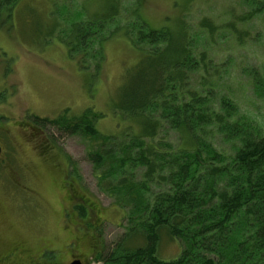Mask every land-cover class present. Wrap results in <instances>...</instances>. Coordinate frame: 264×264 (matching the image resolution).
Instances as JSON below:
<instances>
[{"label":"rangeland","instance_id":"374dc122","mask_svg":"<svg viewBox=\"0 0 264 264\" xmlns=\"http://www.w3.org/2000/svg\"><path fill=\"white\" fill-rule=\"evenodd\" d=\"M114 3L19 0L9 18L0 14V251L26 249L30 255L26 264H68L70 251L88 259L87 264H102L88 258L86 238L72 241L80 234L63 218L68 181L101 210L99 252L113 251L135 220L130 203L107 180L109 164L98 167L88 158L104 143L103 137L138 126L116 108L128 70L140 57L123 37L132 23L141 19L160 28L180 21L190 37L191 52L206 58L198 59L199 76L205 75L210 62L219 72L212 80L216 92L229 96L240 112L263 121L264 97L253 91L251 75L258 71L264 76V12L242 20L250 11L245 0H119V16L113 18ZM71 18H98L106 23V31L118 28L104 42V62L96 79L79 68L61 42ZM225 24L234 25L235 31L222 28ZM87 108L98 113L93 119L95 136L68 134L60 124L41 126L32 119L69 123ZM132 241L129 245L141 247L145 237L139 234ZM179 252L180 243L165 227L157 228L152 257L170 261Z\"/></svg>","mask_w":264,"mask_h":264},{"label":"trees","instance_id":"16d2710c","mask_svg":"<svg viewBox=\"0 0 264 264\" xmlns=\"http://www.w3.org/2000/svg\"><path fill=\"white\" fill-rule=\"evenodd\" d=\"M18 1L0 0V14L9 18ZM245 1L250 11L242 20L264 12V0ZM118 3L115 0L112 7L113 18L119 16ZM98 18H71L63 37L57 34L69 57L92 79L104 62V42L118 29L114 25L106 31V23ZM137 21L123 37L140 57L128 70L116 108L138 126L103 137L100 148L88 155L98 167L109 164L107 180L130 203L135 220L113 251L99 252L94 260L264 264V118L257 122L240 112L229 96L216 92L212 80L219 72L210 62L204 72L209 77L199 76L198 59L206 58L191 52L190 37L180 21L160 28ZM222 28L235 31L234 25ZM251 83L256 95L264 97V76L254 71ZM97 117L87 108L69 123L63 121V126L57 119H32L41 126L60 124L68 134L95 136ZM160 227L180 243L173 260L152 257ZM139 234L145 237L143 246L129 245Z\"/></svg>","mask_w":264,"mask_h":264},{"label":"flooded vegetation","instance_id":"af4514ba","mask_svg":"<svg viewBox=\"0 0 264 264\" xmlns=\"http://www.w3.org/2000/svg\"><path fill=\"white\" fill-rule=\"evenodd\" d=\"M0 149V156H2L3 150L1 145ZM65 192L66 197L64 202L67 206H64L63 218L66 220L65 217H67V220L73 222L75 231L80 234L77 239L72 241H81L83 238H86V243L90 251L88 258H91L92 255H95L99 252L102 245L99 235V230L103 223L101 210L99 209L98 205L94 204L92 200L81 194L82 192L79 193L75 189L74 185H72V183L69 181L67 182V187H65ZM66 225L69 228L70 224ZM80 229H82V231H79ZM66 231H69V233L72 232L70 229ZM69 256L71 258L70 261L73 259H79L83 264H87L88 259L85 260L81 257H77L72 251L69 252ZM29 257L30 255L27 253L26 249H23L22 252H19L18 250L11 248L0 251V264H26V260ZM35 264L39 263L35 262Z\"/></svg>","mask_w":264,"mask_h":264},{"label":"water","instance_id":"95a60500","mask_svg":"<svg viewBox=\"0 0 264 264\" xmlns=\"http://www.w3.org/2000/svg\"><path fill=\"white\" fill-rule=\"evenodd\" d=\"M69 264H82V263L80 262V260L76 259L71 261Z\"/></svg>","mask_w":264,"mask_h":264}]
</instances>
